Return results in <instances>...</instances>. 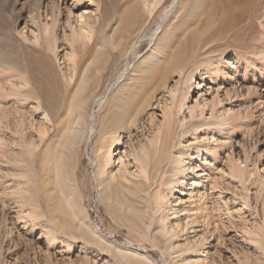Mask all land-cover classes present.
Here are the masks:
<instances>
[{"label": "rangeland", "instance_id": "rangeland-1", "mask_svg": "<svg viewBox=\"0 0 264 264\" xmlns=\"http://www.w3.org/2000/svg\"><path fill=\"white\" fill-rule=\"evenodd\" d=\"M213 2L0 0V264H192L202 250L204 264H264V0L246 28L220 24ZM195 80L212 88L194 120L224 144L193 154L205 188L170 231V188L155 206L134 168L163 138L150 112L177 110ZM124 148L133 173L117 174ZM52 187L70 237L47 219Z\"/></svg>", "mask_w": 264, "mask_h": 264}, {"label": "bare ground", "instance_id": "bare-ground-1", "mask_svg": "<svg viewBox=\"0 0 264 264\" xmlns=\"http://www.w3.org/2000/svg\"><path fill=\"white\" fill-rule=\"evenodd\" d=\"M142 1L144 4H148L149 2V0H141V3H143ZM260 4L261 0H214L212 6H210L209 9L212 10L214 14L216 13V18L220 24L234 27L240 25L239 23H244V27L246 28L248 23L258 16ZM171 6L173 7V4ZM76 17L79 18L81 24L84 23V14L79 13V15ZM246 21L248 22L246 23ZM245 28L242 26V31H244ZM31 33H33V38H38L37 32L31 30ZM157 33H155L156 36L161 32L158 34ZM156 36L152 35V37ZM34 67H40L38 58L34 60ZM122 73L123 72H121L117 78H121ZM38 75L40 74L38 73ZM193 83L195 85L192 88L193 90L191 94L189 88L187 90L186 88L183 89L182 100L179 101V107L177 110H175L176 104L165 101L163 112H150L151 119L155 117L163 118V138L161 140L159 138L160 142L159 140L156 142V144L159 142V150L157 155L151 157L150 162H148V157L145 156V159L140 160V164L135 165L134 168V172H142V180H140L141 183L139 186H143V190H148L152 199L156 198V201H154L155 206L157 203L159 205L162 202L161 196L164 195V190L166 191L168 187L170 188L171 194H169V197H167L169 199L168 202L172 204V207L169 208L171 216H165L164 226V229H168L170 231L172 228L180 227L183 219H185L184 221L186 223H192L194 221L191 220L192 218L189 217V215H186V209L189 208L190 210V208L195 205L197 202V195L202 194L199 185H201L202 188L204 185L201 182L203 173H197L198 165L192 161V159L196 158V156L193 154L198 155L200 150L205 147L209 148L212 152H215L217 151L220 144H224V142L215 137L213 133L199 129V127L204 124L201 122L202 119L198 121L194 120L196 111H199L202 113L201 115H204L206 108H211V100L207 96L209 95V91L212 87L209 85L205 86L200 80H195ZM12 85L17 87L13 89L15 92H21L22 86H24V83L22 82V76H20V78L10 80L9 88H11ZM107 91L108 89L96 99L98 105H101L105 99ZM175 91H177V89L174 90L170 88L169 92L175 93ZM174 113L176 115H174ZM121 116L124 120L126 119L125 115ZM158 131H160V128ZM189 131H191L192 134L191 136L187 137ZM94 132L95 129L93 125L89 123L86 138L88 139L89 136L94 134ZM190 149H195V152H188L187 154H184L185 150ZM125 154V148L116 153L115 163L119 164L116 171L117 174L121 171H129L127 170V163L125 162ZM205 159L206 158H204V161H206ZM229 160L231 162L232 168L237 167L240 163V159L236 155H233V157L231 155ZM203 170L205 169L202 168V171ZM218 170L221 172L219 173L221 175H212V177L210 175L207 177L208 179H212L210 181L215 185L218 184L220 182V178L225 176L227 173V171L223 168H219ZM182 171L187 172L179 174ZM183 189H187V191L185 192ZM63 194L55 190V187L49 193L48 204L50 205V208L48 210L47 219L50 222V225L53 224L57 231L62 233L63 236L66 235L68 237L75 232V227L73 225V217L70 213L71 211L68 208L69 200L66 199ZM198 208L199 207H196V209ZM207 208L208 207L205 206L206 214L208 213ZM47 231L45 232L47 233ZM55 232H51L53 238L50 239L57 238L58 233L56 234ZM203 236H198V238L204 239ZM196 239L197 237H194L193 240L196 241ZM206 260L207 251L202 250V252L199 253L198 258L194 260L192 264H204Z\"/></svg>", "mask_w": 264, "mask_h": 264}]
</instances>
